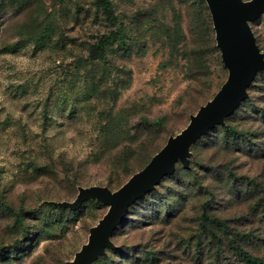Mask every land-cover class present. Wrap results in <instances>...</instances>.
Segmentation results:
<instances>
[{"label":"rangeland","instance_id":"obj_1","mask_svg":"<svg viewBox=\"0 0 264 264\" xmlns=\"http://www.w3.org/2000/svg\"><path fill=\"white\" fill-rule=\"evenodd\" d=\"M110 1L126 44L90 60L108 32L94 0H0V264L72 260L108 206L71 214L44 201L117 189L227 79L214 30L209 53L196 42L194 0ZM249 25L264 53V13ZM248 94L225 121L235 134L217 127L195 142L190 168L177 162L132 205L116 249L92 264H243L231 231L264 259V72ZM107 117L121 133L105 145Z\"/></svg>","mask_w":264,"mask_h":264},{"label":"water","instance_id":"obj_2","mask_svg":"<svg viewBox=\"0 0 264 264\" xmlns=\"http://www.w3.org/2000/svg\"><path fill=\"white\" fill-rule=\"evenodd\" d=\"M205 2L212 18L216 46L228 71L226 81L211 100L190 116L189 123L179 133L170 136L148 164L119 189L111 191L104 186H80L73 201L55 203L60 207L77 209L84 200L91 198L108 206L103 217L89 229L87 242L81 245L67 264H91L107 248H112L110 238L128 208L152 191L165 176L172 174L177 162L188 166L190 146L234 112L247 97V88L257 72L264 70V55L256 45L249 25L264 13V0Z\"/></svg>","mask_w":264,"mask_h":264},{"label":"trees","instance_id":"obj_3","mask_svg":"<svg viewBox=\"0 0 264 264\" xmlns=\"http://www.w3.org/2000/svg\"><path fill=\"white\" fill-rule=\"evenodd\" d=\"M244 1V0H243ZM246 1H249V0H246ZM192 5H193V12H194V14H195V16H194V20H195V22H196V24H197V28H198V34L197 35H199V37H198V39H196L197 41L196 42H198V43H200L201 45H202V47H203V49L205 50V52H206V54L207 53H209L210 52V50H211V48H212V38H211V34L213 33V30H214V28H213V23H212V18H211V21H210V17H211V15H209V8H208V6H206L207 4H206V2H205V0H194L192 3H191ZM94 6H95V8L96 9H98V10H100L101 11V13L103 14V17H104V21H105V27L106 28H108V32H106V33H103V34H101L98 38H96V40L93 42V43H90L89 44V46H88V48H87V50H88V55H89V59L91 60H104L105 59V57L107 56V51L111 48V47H113L114 45H116V44H119L121 47H123V46H125V44H126V42H125V40H124V33H123V31L120 29V30H118L117 28H116V22H117V19H116V17H115V15H114V12H113V5H112V3H111V1L110 0H94ZM208 8V9H207ZM209 11V12H208ZM212 24V25H211ZM213 28V29H212ZM251 28V27H250ZM49 32H46V31H44L43 32V34H42V36H41V38H39L40 40L39 41H37L38 43H40V41H43V39H42V37H43V35H47ZM253 33V32H252ZM254 35V34H253ZM254 38H255V35H254ZM214 39H215V32H214ZM255 42H256V38H255ZM256 45L258 46V44H257V42H256ZM258 48H259V50H260V52L261 53H263L262 51H261V49H260V47L258 46ZM126 52H128L129 51V48L128 47H126L125 49H124ZM219 53H220V51H219ZM263 55H264V53H263ZM220 58H221V56H220ZM260 72H264V70H262V71H259V72H257V74H259ZM257 74H256V76H257ZM255 76V77H256ZM255 79V78H254ZM252 84V83H251ZM222 86V85H221ZM249 88V87H248ZM248 88H247V97L243 100V101H245L247 98H248V96H249V94H248ZM220 89V88H219ZM117 93L118 92H116L115 94H114V98H116L117 97ZM215 95V94H214ZM213 95V96H214ZM212 96V97H213ZM212 97L209 99V100H211L212 99ZM209 100H207L206 102H208ZM242 101V102H243ZM205 102V103H206ZM241 102V103H242ZM204 103V104H205ZM204 104H201L200 106H202V105H204ZM241 105V104H240ZM239 105V106H240ZM199 106V107H200ZM238 106V107H239ZM199 107H198V109H199ZM197 109V110H198ZM237 109V108H236ZM236 109L234 110V112L231 114V115H229L228 117H226L225 119H224V121H223V123L222 124H217V125H215L214 127H212L211 129H209L208 130V132L206 133V134H204V135H202L199 139H201L203 136H206V135H208L212 130H214L215 128H217V127H223L224 129L223 130H225L228 134H235V132L233 131V129L231 128V127H228V126H226L225 125V121H226V119L227 118H229L230 116H232L234 113H235V111H236ZM197 110L194 112V113H192V114H190L189 115V121H190V116L191 115H193V114H195L196 112H197ZM107 119V121H106V124L103 126V129H102V135H104V138L105 139H107L105 142H104V144L105 145H107L108 144V142H109V144H111V140H108V138H115L116 136H118L120 133H121V127H120V125L119 124H117V122L116 121H114V120H111L109 117H107L106 118ZM163 123V118H160V119H158V120H155V121H153V122H151V124L150 123H148L147 122V124L148 125H150V126H159V125H161ZM189 123V122H188ZM170 136H174V135H170ZM170 136H168V138L170 137ZM167 138V139H168ZM199 139H197L195 142H197ZM167 141V140H166ZM194 142V143H195ZM166 143V142H165ZM193 143V144H194ZM192 144V145H193ZM165 145V144H164ZM163 145V146H164ZM191 145V146H192ZM162 146V147H163ZM191 146H190V149H189V152H190V157H189V164H188V166H184V165H182V167L183 168H185L186 170H188L189 168H190V158H191V156H192V152H191ZM162 147H160L156 152H154L150 157H149V159L144 163V165L139 169V170H137V171H135L134 173H132L129 177H128V179L133 175V174H135L136 172H138V171H140V170H142L147 164H148V162L151 160V158L157 153V152H159L160 151V149L162 148ZM130 159H131V157H129V158H127L126 160H124V162H123V166L125 165V166H127L129 163H130ZM175 169H176V165H175ZM174 172H175V170H174ZM173 172V173H174ZM172 173V174H173ZM172 174H170V175H172ZM169 175V176H170ZM127 179V180H128ZM126 180V181H127ZM126 181H124L117 189H119ZM80 186H78L77 187V193H78V188H79ZM104 187H107V186H104ZM156 187V186H155ZM108 188V187H107ZM109 190H111L110 188H108ZM117 189H115V190H111V191H116ZM155 190V188L152 190V191H154ZM152 191H150V192H152ZM149 192V193H150ZM149 193H147V194H149ZM147 194H145L144 196H146ZM77 195V194H76ZM143 196V197H144ZM76 197V196H75ZM143 197H141L140 199H142ZM75 199V198H74ZM73 199V200H74ZM140 199H138V200H140ZM72 200V201H73ZM87 200H95V201H97V202H100V201H98V200H96V199H91V198H89V199H86V200H84L83 201V203L81 204V206L79 207V208H77V209H70V208H68V207H60V206H57L55 203L56 202H61V201H54V200H49V201H44V203H46V205L47 206H49L50 208H53V209H55V210H60V211H63V210H69V212L71 213V214H73V213H75V212H77V211H79L81 208H82V206H83V204L85 203V201H87ZM137 200V201H138ZM63 201H65V200H63ZM136 201V202H137ZM69 202H71V201H69ZM135 202V203H136ZM134 203V204H135ZM134 204H132V205H134ZM131 205V206H132ZM130 206V207H131ZM129 207V208H130ZM129 208H128V211H127V214H128V212H129ZM127 214L124 216V218L122 219V221H121V223H123L125 220H126V218H127ZM21 219H22V217H21V212L19 211L18 212V214L16 215V221L17 222H21ZM101 219V218H100ZM99 219V220H100ZM207 220H208V218H206ZM213 221H215V222H218V220H216V219H214ZM120 223V224H121ZM119 224V225H120ZM118 225V226H119ZM117 226V227H118ZM92 227V226H91ZM90 227V228H91ZM89 228V229H90ZM117 229V228H116ZM115 229V230H116ZM115 232V231H114ZM114 232H113V234H114ZM88 234H89V230H88ZM113 234H112V236H113ZM112 236H111V238H110V240H111V242H112V244H113V247L112 248H107L106 250H105V253L104 254H102V255H100L98 258H100V257H104V256H106V254H107V250L108 249H110V250H115L116 249V245L113 243V241H112ZM241 235L239 234V232H234V231H231V232H229L228 233V238H230L229 239V246H230V248H231V251L235 254V255H237V257L240 259V261L243 263V264H264V259L262 258V257H260V256H254V255H251V254H249L247 251H245L240 245H239V243H238V241H237V238H239ZM76 253V252H75ZM97 258V259H98ZM96 259V260H97ZM70 261V260H69ZM68 262V261H67ZM67 262H66V264H67ZM93 263V262H92ZM91 263V264H92Z\"/></svg>","mask_w":264,"mask_h":264}]
</instances>
